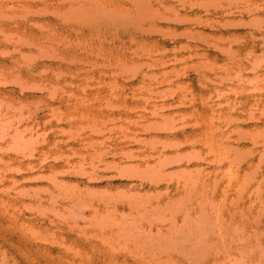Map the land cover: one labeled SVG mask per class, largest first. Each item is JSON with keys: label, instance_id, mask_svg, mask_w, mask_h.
<instances>
[{"label": "rangeland", "instance_id": "1", "mask_svg": "<svg viewBox=\"0 0 264 264\" xmlns=\"http://www.w3.org/2000/svg\"><path fill=\"white\" fill-rule=\"evenodd\" d=\"M0 264H264V0H0Z\"/></svg>", "mask_w": 264, "mask_h": 264}]
</instances>
